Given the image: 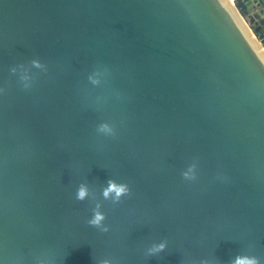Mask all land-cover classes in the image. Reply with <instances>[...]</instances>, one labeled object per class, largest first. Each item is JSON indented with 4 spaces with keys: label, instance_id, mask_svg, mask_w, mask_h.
<instances>
[{
    "label": "water",
    "instance_id": "obj_1",
    "mask_svg": "<svg viewBox=\"0 0 264 264\" xmlns=\"http://www.w3.org/2000/svg\"><path fill=\"white\" fill-rule=\"evenodd\" d=\"M261 49L264 0H0V264H264Z\"/></svg>",
    "mask_w": 264,
    "mask_h": 264
},
{
    "label": "built area",
    "instance_id": "obj_2",
    "mask_svg": "<svg viewBox=\"0 0 264 264\" xmlns=\"http://www.w3.org/2000/svg\"><path fill=\"white\" fill-rule=\"evenodd\" d=\"M230 2H231L233 5H235V0H230Z\"/></svg>",
    "mask_w": 264,
    "mask_h": 264
},
{
    "label": "rangeland",
    "instance_id": "obj_3",
    "mask_svg": "<svg viewBox=\"0 0 264 264\" xmlns=\"http://www.w3.org/2000/svg\"><path fill=\"white\" fill-rule=\"evenodd\" d=\"M249 11H250V9H249ZM246 21V23H248V20H245Z\"/></svg>",
    "mask_w": 264,
    "mask_h": 264
},
{
    "label": "bare ground",
    "instance_id": "obj_4",
    "mask_svg": "<svg viewBox=\"0 0 264 264\" xmlns=\"http://www.w3.org/2000/svg\"><path fill=\"white\" fill-rule=\"evenodd\" d=\"M262 50V49H261ZM262 52H264L263 50H262Z\"/></svg>",
    "mask_w": 264,
    "mask_h": 264
}]
</instances>
